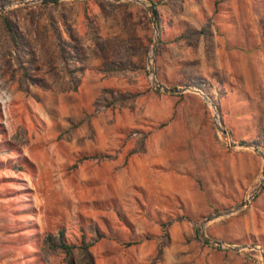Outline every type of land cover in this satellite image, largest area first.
I'll return each instance as SVG.
<instances>
[{"label":"rangeland","instance_id":"rangeland-1","mask_svg":"<svg viewBox=\"0 0 264 264\" xmlns=\"http://www.w3.org/2000/svg\"><path fill=\"white\" fill-rule=\"evenodd\" d=\"M137 1L0 6V264H65L43 243L59 232L91 242L93 264H264V0ZM111 62L122 70L99 72ZM149 69L206 99L154 88ZM106 89L132 97L110 106Z\"/></svg>","mask_w":264,"mask_h":264},{"label":"trees","instance_id":"trees-1","mask_svg":"<svg viewBox=\"0 0 264 264\" xmlns=\"http://www.w3.org/2000/svg\"><path fill=\"white\" fill-rule=\"evenodd\" d=\"M9 0H0V6L3 5L4 3L8 2ZM148 3H151L152 0H145ZM1 25L6 33L9 43L13 46L16 47L18 44L16 32H15V26L13 22H11L8 18L1 16ZM193 35V34H191ZM190 35V36H191ZM62 48H60L61 50ZM22 62H17V69L19 73L18 77V84L20 86L24 85V81L26 78V66H24ZM122 70V67L119 65H115L113 62L108 63V64H103L101 68L99 69V72L101 73H115ZM190 86L194 87L195 89H198L202 93H204L206 96L209 98L213 97V88L212 86L207 83L204 79L195 77L190 81ZM24 90H26V86L23 87ZM104 97L108 100V105H123L125 102H127L129 99H131L132 95L129 93H120V92H113L111 90H103ZM135 151L129 152V154H133ZM104 159H109V156H104ZM85 160L87 159H95V156H90L88 158H84ZM171 221H166L163 223L159 224L161 232L164 234V238L166 237L165 235V227L169 225ZM94 235V240H99L103 238L101 234L97 232V230H92L90 231ZM82 235L80 234V238ZM82 239V238H81ZM79 240V243L77 245H72L68 244L63 240L62 234L59 232L57 236H50L47 235L43 239V243L50 249H58L60 250L64 255H65V264H74L72 260V251L74 249L78 250L81 258L82 264H93V259L88 251L89 247L92 245L91 242H85L84 240ZM149 236L144 235L141 238L135 240L134 242H129L126 243L125 245H132V244H137L140 243L142 240H148ZM161 254V248L160 245L157 246L154 256L152 258V262L158 261L159 257Z\"/></svg>","mask_w":264,"mask_h":264},{"label":"water","instance_id":"water-1","mask_svg":"<svg viewBox=\"0 0 264 264\" xmlns=\"http://www.w3.org/2000/svg\"><path fill=\"white\" fill-rule=\"evenodd\" d=\"M42 1H54V0H42ZM135 2H138L139 4H141L139 1L137 0H133ZM146 10L148 11L149 13V17H150V23H151V26L153 28V32H154V41L152 43V47H151V50H150V61H152V57H153V52H154V48L156 46V40H157V32H158V28H157V24H156V19H155V13H154V5L153 4H149L148 6L145 7ZM150 76H151V82L154 86V88L158 89V90H161L162 92H171V93H174V94H180L184 91H194V92H198L197 90H194L188 86H182L180 88H176V87H173V88H168V87H165L159 83H157L155 80H154V74L152 72L151 69L148 70ZM200 94V96H202V98L206 99V97L201 94L200 92H198ZM215 119L217 120V117L215 116ZM214 120V119H213ZM214 126L215 128L222 134V135H225L226 134V131L221 129L220 125H219V122L217 121V125L214 123ZM262 162H263V169L261 171V180L259 182V185H261V182L264 178V157H262ZM243 205H245V201L241 202L239 205L235 206L233 208V210H230V211H224V212H221V213H216V214H212V215H209L207 217H205L201 223V227L204 226L206 223L210 222V221H213L215 219H217L218 217H222V216H226V215H229L230 213L234 212V211H237L240 207H242ZM210 245H213L215 246L216 248H226V249H229V250H232V251H236L237 250V247H228V246H225L222 242L220 241H217V240H211L208 242Z\"/></svg>","mask_w":264,"mask_h":264},{"label":"bare ground","instance_id":"bare-ground-1","mask_svg":"<svg viewBox=\"0 0 264 264\" xmlns=\"http://www.w3.org/2000/svg\"><path fill=\"white\" fill-rule=\"evenodd\" d=\"M216 121V125H217V120H215Z\"/></svg>","mask_w":264,"mask_h":264}]
</instances>
